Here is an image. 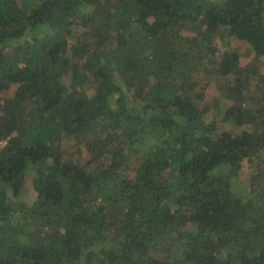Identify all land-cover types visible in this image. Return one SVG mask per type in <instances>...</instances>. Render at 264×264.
Segmentation results:
<instances>
[{
	"label": "trees",
	"instance_id": "trees-1",
	"mask_svg": "<svg viewBox=\"0 0 264 264\" xmlns=\"http://www.w3.org/2000/svg\"><path fill=\"white\" fill-rule=\"evenodd\" d=\"M258 56L264 0H0V264H264Z\"/></svg>",
	"mask_w": 264,
	"mask_h": 264
},
{
	"label": "rangeland",
	"instance_id": "rangeland-1",
	"mask_svg": "<svg viewBox=\"0 0 264 264\" xmlns=\"http://www.w3.org/2000/svg\"><path fill=\"white\" fill-rule=\"evenodd\" d=\"M186 34H189V33H186ZM230 45L232 48L233 47L239 48V50H240L239 52L242 55L241 64L244 67L251 64V62L256 58L255 53L252 52L250 45H248L247 43L242 42V41H237V39L233 38L230 41ZM257 58H260L259 61L264 65V56H261V57L258 56ZM261 72H264V71L261 70ZM218 84L221 85L219 82H218ZM253 84H254V87H252L253 90H256V92H260V91L264 92V82L258 83V80L254 79V80H252V86H253ZM16 89H17V86L12 85L11 89L8 92V95L4 96V93H3V96L5 98H7L8 96L13 95ZM206 95L208 96V99H210L212 96H215V95L221 96L219 106L222 110H225V108H228V104H230L229 101H227L225 98L222 97L221 94H219L218 89H217V84L214 82H212V84L209 85V88L206 91ZM215 113H216L215 110L212 109L210 114L215 116L216 115ZM220 128H221V130H225V131L228 129H231L230 125H227V124L222 126V127L220 125ZM1 146H3V145H1ZM83 150H85V149H83ZM84 158L86 159V156ZM244 164H246V163L244 162ZM247 165H245V167H247ZM249 167H250V171H252L253 173H257V171L259 169H262L263 166L261 165V166H252L251 167L249 165ZM243 172L246 174L245 169L243 170ZM245 174H242V181H237L236 183L233 184L234 192H236L237 194H240L242 196V198H247L252 193V190L249 188L250 185H249L248 179L245 178ZM258 175H260V176H258L257 181H259L261 186H264V174L259 173ZM260 185H259V187H261ZM36 198H37V194H36V192H34V189L32 186V177H30L28 179V181L26 182V186H25L23 193L21 195V198H20L21 199L20 203L28 205L29 207H31V205H33L35 203Z\"/></svg>",
	"mask_w": 264,
	"mask_h": 264
}]
</instances>
